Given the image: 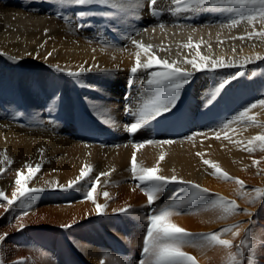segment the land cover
Listing matches in <instances>:
<instances>
[{
    "label": "bare ground",
    "instance_id": "1",
    "mask_svg": "<svg viewBox=\"0 0 264 264\" xmlns=\"http://www.w3.org/2000/svg\"><path fill=\"white\" fill-rule=\"evenodd\" d=\"M23 1L0 3V152L7 150L13 161L2 166L0 190L11 199L16 172L26 176L29 169L23 167L25 163L33 167L40 163L29 187H44L45 191L25 209L17 205L5 212L0 208V235L8 234L0 243V259L6 264H138L147 215L157 207L174 204L178 214L170 217L171 222L189 233H214L238 224L241 236L233 238L230 232L221 236L237 244L251 227L257 242L255 264H264V249L259 247L264 236V201L249 202L256 196L253 189H264V150L254 141L255 150L246 151L249 140L264 135V106L257 104L249 110L255 124L236 122L228 129L221 127L241 109L263 98L264 60L212 72H195L184 62L185 58L200 62L197 51L237 65L256 55L264 56V41L240 39L252 26L244 22L234 28L224 26L236 11L246 10L205 11V24L195 28L192 18L200 11L174 13L169 10L174 7L171 0H160L163 11L157 16L150 15L146 5L133 12V0H124V11L107 5L83 6L81 11L86 15L82 18L75 15L78 6H61L56 0ZM140 2L144 4V0ZM54 9L60 10V15L56 16ZM62 17L69 18L71 24ZM141 22L150 26L146 29ZM129 37L152 45L158 58L176 61L194 72L180 91L176 107L135 134L125 131V125L136 119L125 108L135 112L162 97L163 90L147 84L149 72L160 71L159 66L131 74L140 50ZM188 44L192 47H185ZM49 52L51 56H47ZM141 59H146L143 52ZM50 65L66 71H78L81 66L93 71L70 77ZM233 74L238 78L211 99L219 83ZM54 95L59 97L55 104ZM231 101L240 107H230ZM100 116L112 123H104ZM93 130L99 136H87ZM215 132H220V139ZM193 133L201 135L187 140ZM225 133L240 143L224 139ZM147 140L174 143L133 147ZM39 149H44L42 156ZM134 151L142 167L155 166L163 153L161 174H175L208 193L192 199L196 189L172 183L160 199L147 206L146 196L137 187L139 181L130 171ZM204 159L243 181L245 187L212 175L214 169L205 165ZM253 160L260 163L253 165ZM85 165L92 167L93 177L110 171L109 176H100L93 191L96 203L107 205L103 215H97L96 203L86 198L87 185L67 191L57 186L75 179ZM104 192L109 193L108 198ZM213 194L235 201L240 211L225 216L220 207L209 206ZM49 202L58 203L46 207ZM127 206L133 210L129 214L113 212ZM18 216L19 221L14 219ZM19 223L26 226L18 231ZM67 224L72 226L62 227ZM181 250L193 256L196 264H227L229 250L222 246L187 242Z\"/></svg>",
    "mask_w": 264,
    "mask_h": 264
},
{
    "label": "snow or ice",
    "instance_id": "2",
    "mask_svg": "<svg viewBox=\"0 0 264 264\" xmlns=\"http://www.w3.org/2000/svg\"><path fill=\"white\" fill-rule=\"evenodd\" d=\"M56 3L65 6V5H74V6H92V5H107L118 11H124V0H56ZM134 6L132 11L134 12L137 8H143L145 5L148 8L149 14L152 16H157L161 11L160 0H144V4L140 0H133ZM171 7L169 10L172 12H197V11H212L215 9L223 10H241L246 11H236L235 15L227 20L224 26L229 28H234L241 24L242 22L247 23L252 26V31L247 32L245 36H241L240 39H259L264 41V0H171ZM78 17H84L85 12L80 11L75 14ZM66 23L71 24V20L67 17H62ZM256 24H260L259 29L256 28ZM160 27H163L161 24ZM146 30V29H145ZM129 39H132L129 37ZM133 45L140 51H137L135 56V63L131 67L130 72L133 76L137 74L138 71L142 69L151 70L154 66H159L160 71H150L147 79V84L149 86H156L158 89L163 90V96L149 101L144 104L141 108L137 109L135 112H131L127 107L125 111L130 112L131 115L136 117L134 123L125 125V131L131 134L137 133L144 125L148 124L151 120L156 119L165 112L171 111L176 107L177 101L179 100L180 91L190 83L191 77L194 75V72L188 70L187 68H182L177 65L176 61L169 62L167 59L158 58L157 55L153 52V46L144 44L140 41L132 39ZM185 47H192L191 44L185 45ZM199 48V44L195 45ZM163 50V49H162ZM141 52L146 56L145 60L141 59ZM3 55V53H0ZM31 55V54H29ZM52 53L49 52L47 56H51ZM196 56L199 57V61L195 58H185V63L190 65L195 72L200 71H215L220 68H229V67H244L247 63H252L253 60H264V56L256 55L254 58H247L246 61L240 65H237L232 60L225 61L224 58L212 59L208 56L201 55L199 51L196 52ZM15 60L16 57H11ZM47 59V57H46ZM54 67L57 72H65L66 69L60 67L59 65H50ZM95 67V66H93ZM97 71H107L106 69H96ZM93 68H85L81 66L78 71L67 70L66 74L70 77H79L84 72H91ZM239 75H243L240 73ZM237 74L231 75L230 78H225L219 83L212 94L211 99H215V96L220 93L226 85L231 83V81L236 80ZM88 87H92L88 85ZM59 99L55 95L52 98L53 104ZM211 99L208 101L211 103ZM257 104L264 106V99L258 100L257 103L248 105L244 108L243 111L238 112L237 115L232 116L227 123H224L221 127L223 129H228L229 126L236 122H244L255 124L256 121L254 117L249 116L248 112L251 108H256ZM104 123H112L110 118H104L100 116ZM201 135V133H193L191 136L186 137L187 140H193L194 137ZM217 139H220V132L214 133ZM224 139L229 140L232 143H240L239 141H233L230 136L225 133ZM258 141L260 144V149L264 150V135H257L248 141V147L246 151L249 153L253 152L255 148L253 147V142ZM174 141L164 140V141H154L147 140L141 143L133 144V147L136 149H141L145 144H172ZM43 155L44 149L38 150ZM198 156L203 158V153H197ZM0 173L5 171L3 165H11L13 161L7 155V150L0 152ZM165 159V155L162 153L157 160V163L153 167H142L138 165L137 154L134 151L131 156L130 162V171L135 179L139 181L137 187L141 189L142 193L147 198V206H152L162 193L166 190L169 184L177 183L185 185L188 188L196 189V192L192 196V199H196L199 196H202L208 193L207 189L201 188L198 184H194L191 181L184 180L177 175L173 174L171 176H166L161 174L162 169L160 167V161ZM203 163L209 165L214 171L212 175L223 178L224 180H235V182L243 189L244 183L238 178L229 176L227 172H224L220 169L217 164H214L212 161L204 159ZM260 161L253 160V165H258ZM41 164L37 163L34 167L31 163H25L24 168L29 169L28 174L22 175L20 171L16 172L15 178V190L11 193V199L6 195L4 190H0V208L4 209L5 212L9 211L11 208L19 205L21 209L31 206V202H34L36 196L45 191L44 187H29V183L36 176V173L40 170ZM93 171L92 167L85 165L81 168L80 174L73 180H70L67 185H57L61 190L67 191L71 188H82L84 185H87L89 190L85 193V196L88 200H91L93 203H96L93 191L98 183H100V176H109L110 171L100 173V176H91L90 173ZM111 171H114L112 169ZM256 193V196L253 197L249 202L255 204L257 201H264V189L256 188L253 189ZM103 196L105 198L109 197L108 192H104ZM28 201V204L25 202ZM106 204L96 203V213L97 215H103ZM209 206L211 207H220L225 216L235 214L239 210L238 205L235 201L226 200L224 197L215 196L213 194L209 197ZM133 210L130 206L122 207L119 209H113L114 213L129 214ZM245 212L247 210H244ZM173 214H178L175 212V205H165L162 207H157L153 209L146 217L145 223V234L142 239V252L141 259L138 264H196V260L193 256L182 251V247L187 242L199 243L209 246H222L228 251L227 254V264H255L254 259V250L256 248V240L253 238L254 233L252 228L245 230L244 237L239 241V243L234 244L233 240L222 239L223 234L231 233L232 237H239L241 233L239 231V225H233L231 227H226L219 232L214 233H205V234H193L187 232L185 229L178 227L176 224L172 223L170 217ZM250 214V213H249ZM23 215H27V211H23ZM251 215V214H250ZM16 220H20L21 217H14ZM141 219H144L143 217ZM75 223V222H73ZM249 224H252V221H249ZM26 225L19 223L17 230H22ZM71 224L62 225V227H71ZM233 228L236 229L233 231ZM252 233V235H249ZM7 233L0 235V243H2L6 237ZM259 247L264 249V236L260 239ZM235 248L237 251H232ZM0 264H6V261L0 259Z\"/></svg>",
    "mask_w": 264,
    "mask_h": 264
},
{
    "label": "rangeland",
    "instance_id": "3",
    "mask_svg": "<svg viewBox=\"0 0 264 264\" xmlns=\"http://www.w3.org/2000/svg\"><path fill=\"white\" fill-rule=\"evenodd\" d=\"M4 1V2H3ZM12 0H0V3L1 4H9L10 2H11ZM21 2H24L23 0H20ZM21 4V3H20ZM23 7H26V5H22ZM82 8H83V6H78V9H77V12H80L81 10H82ZM55 11H57V13H55V15L56 16H58V15H60L59 14V11L60 10H53V12H55ZM202 12H204V13H202ZM195 15H196V17H195ZM194 15V18H192V22H191V25L192 26H194L195 28H198L199 26H201V25H204L205 24V22H206V20H207V16H206V14H205V11H200V12H197L196 14ZM206 18V19H205ZM142 23V26L143 27H146V29L150 26V25H148V24H144V22H141ZM176 24H177V26L180 24V22H175ZM200 23V24H199ZM172 41V43L175 41V39L174 40H171ZM262 97L264 98V94L262 95ZM263 98H261V99H263ZM229 106L230 107H232L233 106V108H235V107H240L238 104H234V102L233 101H231V102H229ZM241 108H242V106H241ZM244 110V108L243 109H241L240 111H243ZM55 203H58V202H49L48 204H46L45 206L47 207V206H51V205H53V204H55ZM56 214V216H59V211L57 210V212L55 213ZM105 234H107L109 237H111V238H113V239H115L114 237H112L111 235H109L108 233H106L105 232ZM112 247V246H111Z\"/></svg>",
    "mask_w": 264,
    "mask_h": 264
}]
</instances>
